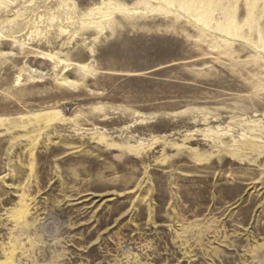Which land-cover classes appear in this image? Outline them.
Wrapping results in <instances>:
<instances>
[{"label": "rangeland", "instance_id": "1", "mask_svg": "<svg viewBox=\"0 0 264 264\" xmlns=\"http://www.w3.org/2000/svg\"><path fill=\"white\" fill-rule=\"evenodd\" d=\"M0 264H264V0H0Z\"/></svg>", "mask_w": 264, "mask_h": 264}, {"label": "bare ground", "instance_id": "2", "mask_svg": "<svg viewBox=\"0 0 264 264\" xmlns=\"http://www.w3.org/2000/svg\"><path fill=\"white\" fill-rule=\"evenodd\" d=\"M52 117V116H51ZM43 120V119H42Z\"/></svg>", "mask_w": 264, "mask_h": 264}]
</instances>
